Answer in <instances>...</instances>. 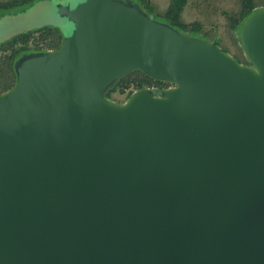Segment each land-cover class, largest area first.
I'll return each instance as SVG.
<instances>
[{
    "label": "water",
    "instance_id": "obj_1",
    "mask_svg": "<svg viewBox=\"0 0 264 264\" xmlns=\"http://www.w3.org/2000/svg\"><path fill=\"white\" fill-rule=\"evenodd\" d=\"M49 3L68 33L0 94V264H264V7L244 64L130 0ZM134 69L171 85L108 100Z\"/></svg>",
    "mask_w": 264,
    "mask_h": 264
},
{
    "label": "trees",
    "instance_id": "obj_2",
    "mask_svg": "<svg viewBox=\"0 0 264 264\" xmlns=\"http://www.w3.org/2000/svg\"><path fill=\"white\" fill-rule=\"evenodd\" d=\"M40 0H0V16L22 11L31 4ZM143 9L151 18L164 22L171 27L187 32L193 36H200V24L196 21L185 23L180 19V13L186 0H169L167 8L161 14H153L150 0H130ZM256 5L252 0H240V7L236 12L227 15V27L237 34L245 18L252 12ZM201 37L205 38L203 33ZM61 42V33L51 26H42L36 29L17 33L0 43V94L10 90L15 81L13 69L14 60L27 51L55 50ZM218 45V41L216 40ZM220 48V47H219ZM222 52L225 51L220 48ZM240 62L237 58H233ZM246 63V61H244ZM241 63V62H240ZM171 83L153 79L138 69L130 71L126 76L116 80L104 96L110 99L115 91L125 93L126 98L135 90L144 88L165 89Z\"/></svg>",
    "mask_w": 264,
    "mask_h": 264
},
{
    "label": "rangeland",
    "instance_id": "obj_3",
    "mask_svg": "<svg viewBox=\"0 0 264 264\" xmlns=\"http://www.w3.org/2000/svg\"><path fill=\"white\" fill-rule=\"evenodd\" d=\"M252 2L256 8L264 7V0H252ZM168 4L169 0H150L153 14H161ZM239 7L240 0H186L180 13V19L185 23L198 22L200 33H204L205 38L209 40L216 38L218 46L225 53L247 64L244 62L246 60L238 44L237 34L227 27V15L236 12ZM42 26L54 27L61 35L69 31V25L63 24V21L55 14L49 0H41L23 8L22 11L0 18V43L17 33ZM127 98L125 93L120 94L115 91L108 100L113 103H122Z\"/></svg>",
    "mask_w": 264,
    "mask_h": 264
},
{
    "label": "flooded vegetation",
    "instance_id": "obj_4",
    "mask_svg": "<svg viewBox=\"0 0 264 264\" xmlns=\"http://www.w3.org/2000/svg\"><path fill=\"white\" fill-rule=\"evenodd\" d=\"M27 52H32V51H27ZM27 52H25V53H27ZM22 54V53H21Z\"/></svg>",
    "mask_w": 264,
    "mask_h": 264
}]
</instances>
